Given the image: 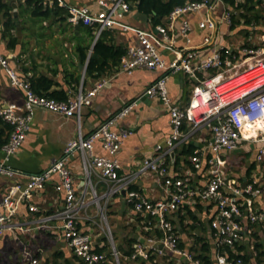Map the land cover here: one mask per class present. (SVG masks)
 <instances>
[{
	"label": "crops",
	"instance_id": "0c3cea01",
	"mask_svg": "<svg viewBox=\"0 0 264 264\" xmlns=\"http://www.w3.org/2000/svg\"><path fill=\"white\" fill-rule=\"evenodd\" d=\"M1 1L10 7L15 22V28L11 31L16 38V44L8 47V37H4L2 33L4 18L0 13V53L9 59V64L21 77L32 82L43 75L52 82L50 92L65 95L67 98L75 97L79 91L91 90L100 82L103 84L96 87L91 102L81 106L78 116H66L36 107L24 142L17 152L6 160L1 145L8 140L11 128L1 119L0 162L5 160L20 174L14 177L0 175V197L7 191L9 184L25 183L26 175L45 169L62 157L65 146L77 137L79 131L85 136L125 103L139 98L138 105L114 127L132 130V134L125 139L117 153L121 165L119 173L121 176L136 174L130 183V189L137 190L152 200L166 199L168 188L153 172H138L144 159L154 154L155 145L163 143L170 133L169 113L161 100L155 97L143 98L146 87L162 72L136 68L131 74H127L119 67L121 56L130 46L138 44L137 31H156L150 19L135 9H129L120 18L127 28L113 25L97 36L93 31L94 37L90 39L87 28L82 25L76 28V25L59 20L52 14L46 18L32 15V7L27 5V0ZM63 2L62 7L85 5L91 11L100 9L99 0ZM226 8H230L232 15H235L233 23L222 19ZM14 9L17 19L14 17ZM241 13H244V16H240ZM206 15L215 20L217 27L210 40L204 43L203 39L209 31L199 29L198 22ZM184 18L191 25L190 40L186 42L178 35L181 20L176 19L173 31L177 39L176 45L178 48L194 47L198 59H204L219 46L237 48L259 45L260 36L264 32V0H249L246 7L240 10L233 9L224 0L217 1L215 9L191 11ZM168 21L167 16L160 25H166ZM17 25L20 27L19 31L16 29ZM99 37L101 41L96 45ZM81 46H88L84 59H81ZM163 54L166 58L172 56L169 50H164ZM93 55L96 62L89 73L87 65ZM79 63L83 66L80 67ZM211 72L206 73L209 75ZM194 84V80L183 72L169 75L167 88L173 102L181 107L188 105ZM23 100V91L10 83L0 65V105L13 102L21 106ZM210 139L211 135L206 127H200L183 138L175 147L174 154L168 156L169 173L173 176L189 173L194 186H204L211 177V166L207 164V158L211 155L208 148ZM249 143L252 142H242L236 149L223 150L219 154L224 161L220 166L222 173L234 180L236 186H242L252 175L259 177L263 182L264 161L258 162L255 159L256 150L263 143H252L256 146L254 153L247 151ZM194 150H200L201 168L198 170L193 168L190 159ZM237 150H240L241 156L232 158L231 154ZM93 153L107 154L99 142L94 144ZM243 154L247 155L244 157ZM66 165L71 171L76 190L86 189L85 206L80 209L78 225L81 230L91 235L95 249L109 251L110 242L105 237L107 227L111 232L113 245L122 254L129 245L134 246L135 242L148 236L158 237L162 234L157 219L146 212L134 211L124 193L104 197L106 184L99 180L96 173L90 175V183H87L79 151L68 157ZM58 180V174H53L42 189L33 192L31 199L20 204L12 220L28 227L29 230L14 229L0 235V264H29L31 257L37 259V264H81L63 238L60 228L56 227L57 221L39 228L35 224L38 216L56 212L63 207L64 192L55 189ZM29 204H34L38 210L30 211ZM253 207L264 209V192L255 198ZM216 211L215 200L192 197L169 215V220L173 221L172 226L178 231L184 250L189 251L196 237L203 238L210 243L215 264H218L217 254L214 252L217 237L210 226V220ZM238 242L250 255L251 264H264V223L252 225V233L245 234ZM25 252H28L29 256L25 255ZM258 254L259 257L256 258ZM168 258L169 256L159 258L160 264H166ZM174 262L198 264L184 256L174 257Z\"/></svg>",
	"mask_w": 264,
	"mask_h": 264
},
{
	"label": "built area",
	"instance_id": "2783aa9c",
	"mask_svg": "<svg viewBox=\"0 0 264 264\" xmlns=\"http://www.w3.org/2000/svg\"><path fill=\"white\" fill-rule=\"evenodd\" d=\"M43 1L45 5L57 3L64 6L63 0ZM217 1L222 2L185 0L169 13L166 25H156V31H137L138 44L130 46L120 58V70L127 74H131L136 68L162 72L146 87L143 94L161 100L169 113L170 133L163 143L155 145L154 154L144 159L138 172H153L168 188L167 198L155 200L147 198L141 192L130 189V183L136 174L121 176L119 173L121 165L117 153L125 139L132 134V130L114 127L138 105L140 99L137 98L114 111L85 136L79 131L77 137L65 146L62 157L39 172L26 175L25 183L9 184L7 191L0 197V235L14 229L29 230L28 227L13 222L12 217L20 204L31 199L33 192L42 189L53 174L59 176L55 189L64 192V205L56 212L38 216L35 224L39 228L57 221L56 227L60 228L74 256L83 264H131L136 259H151L152 263H158L159 258L163 256L176 258L184 256L192 260L189 251L178 247V232L169 220V215L192 197L216 201L217 211L210 220V226L215 231L217 246L232 245L245 234L252 233V225L264 223V209L253 207L255 198L264 192V185L259 177L252 175L242 186H236L234 180L222 173L220 166L224 161L219 156L221 151L234 150L242 142H257L263 144L257 148L255 159L258 162L264 161V32L260 36L259 45L237 48L219 46L204 59H198L194 47L178 48L176 36L173 34L174 21L180 19L178 35L189 42L191 25L184 16L191 11L213 10ZM98 3L100 9L97 11H91L85 5L68 6L65 21L72 25L82 23L94 26L96 36L113 25L127 28L120 21L123 13L129 10L127 2L99 0ZM231 15V9L226 8L222 13V19L230 23ZM216 27L215 20L209 15L198 22L199 29L209 31L203 39L204 43L210 40ZM164 50L171 51L172 56L166 58ZM0 65L9 77L10 83L20 88L24 95L21 106L13 102L0 105V118L11 127L8 140L1 145L5 160L16 153L24 142L36 107H43L66 116H78L81 106L89 104L96 87L103 84L100 82L91 90L79 91L75 97L57 100L37 94L30 82L21 77L9 64V59L1 53ZM210 71L212 72L207 75L206 72ZM179 72L187 74L195 82L190 101L185 107L173 102L167 88L169 75ZM239 79L240 83L229 88L233 90L238 86L245 87L239 95L229 99L218 90L225 83ZM257 120L260 122L254 124ZM246 124L251 128L246 130L244 128ZM200 127H206L211 135L208 142L211 155L207 158V164L211 166V177L204 186L197 187L192 184V176L189 173L171 175L167 159L183 138ZM96 142L101 144L106 155L93 153ZM75 151L81 154L87 183H90V175L96 173L99 180L106 184L104 197L124 193L134 211L146 212L157 219L162 234L158 237L148 236L142 241L135 242L132 252L124 255L113 245L112 235L107 227L105 237L110 242V249L107 252L96 250L92 245L91 235L81 230L78 225L80 209L85 206L86 189L76 190L71 171L66 165L68 157ZM190 159L195 170L201 168L200 150H194ZM5 160L0 162V175L14 177L20 174ZM94 198L97 199L96 195ZM28 209L38 210L34 204H29ZM25 255L29 256L28 252H25ZM216 260L218 264L228 263L224 254L218 253ZM192 261L202 264L198 260ZM29 264H37V259L31 257ZM234 264H242L241 259H236Z\"/></svg>",
	"mask_w": 264,
	"mask_h": 264
},
{
	"label": "trees",
	"instance_id": "16d2710c",
	"mask_svg": "<svg viewBox=\"0 0 264 264\" xmlns=\"http://www.w3.org/2000/svg\"><path fill=\"white\" fill-rule=\"evenodd\" d=\"M128 3L129 9H135L139 14H142L146 18H149L152 25H160L163 24L166 17L169 13L174 9V7L181 5L185 0H124ZM227 2L230 7L235 10L244 9L249 0H244V2H237L236 0H224ZM27 5L32 7V15L37 17L46 18L51 14L57 16L59 20H65L68 10L67 7H62L63 5H58L57 3H53L51 5H45L43 0H27ZM0 13L4 18L3 21V35L4 37H8V47H13L16 44V38L12 35V31L15 28V22L13 20L12 14L10 13V7L7 3H4L0 0ZM234 14L231 15V22H234ZM240 16H244V13H241ZM87 28L90 39L94 37V26L85 25L80 23ZM232 27L235 25H231ZM101 38L99 37L96 45L99 44ZM88 46H81V59L85 58V53ZM96 60L93 57L89 60L87 65V71L90 73L94 68ZM52 82L47 77L41 75L35 81L30 82L32 89L39 95H45L48 97L55 98L57 100H66L67 97L65 95H55L54 92H50L49 88ZM1 121V118H0ZM11 128V127H10ZM239 200V199H238ZM240 201V200H239ZM243 208V206H242ZM173 221H171L172 223ZM176 230V228H175ZM178 232V231H177ZM210 243L204 241L203 238L196 237L194 244L190 247L189 251L192 254V260H198L202 264H215V259L213 252L210 248ZM179 248H184L181 240L178 242ZM98 250V249H96ZM133 248L129 245V248L123 253L124 255H129L132 252ZM99 251V250H98ZM216 254H224L228 260L227 264H234L236 259H241L242 264H251L250 263V255L244 251V246L240 245L238 241H235L232 245H219L216 247ZM214 253V254H215ZM259 257V254L256 258ZM151 258V257H150ZM174 257H169L165 262L166 264H175ZM135 264H160V263H152L151 259H136L134 261ZM185 263V262H184ZM81 264H83L81 262Z\"/></svg>",
	"mask_w": 264,
	"mask_h": 264
},
{
	"label": "rangeland",
	"instance_id": "374dc122",
	"mask_svg": "<svg viewBox=\"0 0 264 264\" xmlns=\"http://www.w3.org/2000/svg\"><path fill=\"white\" fill-rule=\"evenodd\" d=\"M241 81H239L238 83H240ZM227 83H230V82H227ZM227 83H225V84H227ZM224 86V85H223ZM242 86H238V87H236V88H234L233 90H229V88H228V90H224V91H221V92H223L224 94V97H226V95H227V93L231 96V94H233L234 95V93L236 92L235 90H238V89H240ZM233 91H235V92H233ZM239 95V94H238ZM258 145H260V144H258ZM251 151V153H254L255 152V150H256V146L254 145V144H252V143H249V145H248V147H247V151ZM241 152H240V150H237V151H235L233 154H231L232 156V158H236L237 156H241ZM247 155V154H246ZM245 154H243L242 156H246ZM263 170H264V166H263V168H262ZM262 181L264 182V177L262 178ZM262 182V183H263ZM158 263H161L160 261L158 262Z\"/></svg>",
	"mask_w": 264,
	"mask_h": 264
},
{
	"label": "bare ground",
	"instance_id": "6f19581e",
	"mask_svg": "<svg viewBox=\"0 0 264 264\" xmlns=\"http://www.w3.org/2000/svg\"><path fill=\"white\" fill-rule=\"evenodd\" d=\"M240 81V79L239 80H236V81H233V82H231V83H227V84H224V86H221L218 90L221 92V91H224V90H228V88H230L232 85H235L236 83H238ZM245 87H242V88H240V89H238V90H235L234 92V95L233 94H231V96L227 93V95H226V98H233V97H235V96H237L243 89H244ZM260 121L259 120H257V121H255V123L254 124H258ZM246 130H248V129H250L251 127L249 126V125H245V127H244Z\"/></svg>",
	"mask_w": 264,
	"mask_h": 264
},
{
	"label": "water",
	"instance_id": "95a60500",
	"mask_svg": "<svg viewBox=\"0 0 264 264\" xmlns=\"http://www.w3.org/2000/svg\"><path fill=\"white\" fill-rule=\"evenodd\" d=\"M13 6H14V8L16 7L14 4H13ZM14 17H15V19H17V12H16L15 9H14ZM78 27H79V24L76 25V28H78ZM19 28H20L19 25H17V28H16L17 31H19ZM79 66L82 67L83 65H81V64L79 63ZM146 97H148V96L144 95L143 98H146ZM173 154H174V153L172 152L171 155H173Z\"/></svg>",
	"mask_w": 264,
	"mask_h": 264
}]
</instances>
